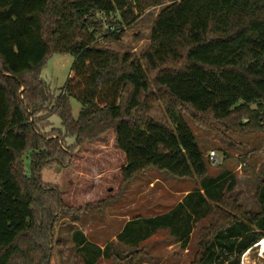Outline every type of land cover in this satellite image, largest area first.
<instances>
[{"label": "trees", "instance_id": "1", "mask_svg": "<svg viewBox=\"0 0 264 264\" xmlns=\"http://www.w3.org/2000/svg\"><path fill=\"white\" fill-rule=\"evenodd\" d=\"M156 6L162 9L142 55L97 46L105 26L106 38L120 34L122 21L131 25ZM77 28L90 38L72 40ZM54 53L75 57L59 93L41 78ZM71 98L82 103L77 118ZM185 111L206 127L264 131V0H0V264H51L60 217L80 210L42 180V169L69 166L76 149L110 130L126 154L124 182L151 168L200 179L177 209L144 219L143 231L141 218L128 222L118 239H129L127 230L137 224L135 245L167 227L186 244L193 214L209 211L193 264H239L264 238V180L256 192L259 210L226 199L236 175H209ZM207 199L217 204L203 206ZM77 236L79 251L95 264L108 245L102 250Z\"/></svg>", "mask_w": 264, "mask_h": 264}, {"label": "rangeland", "instance_id": "2", "mask_svg": "<svg viewBox=\"0 0 264 264\" xmlns=\"http://www.w3.org/2000/svg\"><path fill=\"white\" fill-rule=\"evenodd\" d=\"M161 9L162 6L148 8L131 25L122 21L119 25L123 31L108 38L105 37V26L97 35V46L135 56L142 55L150 46L154 20ZM113 17L115 20L121 18L119 12ZM74 32L71 37L74 41L90 38L87 32L78 28ZM74 62L75 57L71 53H54L42 67L41 78L54 92L59 93L70 77ZM70 103L73 116L77 118L82 103L75 98H71ZM183 114L207 161L209 175L215 177L225 170L236 175L232 178L236 179L235 186L232 191L227 190L226 199L236 201L246 211L259 210L256 192L264 180V131L237 132L216 123L212 124L214 128L206 127L187 111ZM53 122L60 127L59 117H53ZM67 141L72 144L75 138L70 137ZM212 150L216 151L218 164H213L209 158ZM25 161L29 170V160ZM126 161V154L115 142V132L110 130L76 149L69 166L51 163L43 167L42 180L59 189L66 205L80 210L74 211L69 217H60L53 234L51 264H88L87 256L76 246L80 239L77 233L80 232L102 250L108 245L95 264H193L201 249V228L208 226L211 221L209 211H203L200 216L193 214L189 222L192 232L186 244L181 240L182 235L172 232L170 227L152 231L137 245L131 239L137 224L127 230L125 236L129 239L120 240L118 236L133 219L141 218L142 222L139 223H142L143 231L144 219L177 209L185 200L186 192L200 187V179H181L151 168L131 181L124 182L122 168ZM217 192L219 195L221 190ZM207 200V204L202 203L203 206L212 208L217 204V200ZM218 206L234 212L232 207L223 203ZM182 212L186 218L187 213L184 210ZM175 225L180 228L183 221L179 220ZM118 249L130 253V257L119 261L110 257L112 251ZM256 264H264V260L258 259Z\"/></svg>", "mask_w": 264, "mask_h": 264}, {"label": "built area", "instance_id": "3", "mask_svg": "<svg viewBox=\"0 0 264 264\" xmlns=\"http://www.w3.org/2000/svg\"><path fill=\"white\" fill-rule=\"evenodd\" d=\"M209 158L213 160V164H218L219 159L217 158L216 151L212 150L209 153ZM264 238L259 239L251 247L247 248L240 257L239 264H256V260H264ZM256 252V253H255ZM254 257H256L254 259Z\"/></svg>", "mask_w": 264, "mask_h": 264}, {"label": "water", "instance_id": "4", "mask_svg": "<svg viewBox=\"0 0 264 264\" xmlns=\"http://www.w3.org/2000/svg\"><path fill=\"white\" fill-rule=\"evenodd\" d=\"M116 255L118 256V258L120 259V260H124V259H126V258H129L130 257V253H123L120 249H118L117 251H116Z\"/></svg>", "mask_w": 264, "mask_h": 264}, {"label": "crops", "instance_id": "5", "mask_svg": "<svg viewBox=\"0 0 264 264\" xmlns=\"http://www.w3.org/2000/svg\"><path fill=\"white\" fill-rule=\"evenodd\" d=\"M188 193H189V191L185 193V197H186V195H187ZM154 217H155V216H154ZM149 218H152V217H149ZM136 219H137V218H136ZM133 220H134V219H133ZM123 230H124V229H123Z\"/></svg>", "mask_w": 264, "mask_h": 264}, {"label": "bare ground", "instance_id": "6", "mask_svg": "<svg viewBox=\"0 0 264 264\" xmlns=\"http://www.w3.org/2000/svg\"><path fill=\"white\" fill-rule=\"evenodd\" d=\"M263 243H264V241H263Z\"/></svg>", "mask_w": 264, "mask_h": 264}]
</instances>
